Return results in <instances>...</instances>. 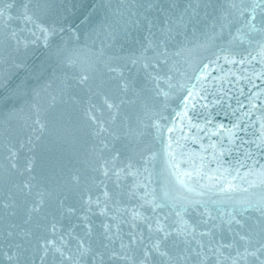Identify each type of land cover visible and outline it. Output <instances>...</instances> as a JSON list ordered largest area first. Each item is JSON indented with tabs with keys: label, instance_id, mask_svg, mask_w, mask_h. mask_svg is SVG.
<instances>
[{
	"label": "water",
	"instance_id": "water-1",
	"mask_svg": "<svg viewBox=\"0 0 264 264\" xmlns=\"http://www.w3.org/2000/svg\"><path fill=\"white\" fill-rule=\"evenodd\" d=\"M0 264H264V0H0Z\"/></svg>",
	"mask_w": 264,
	"mask_h": 264
}]
</instances>
